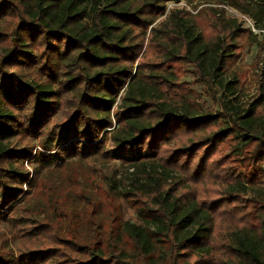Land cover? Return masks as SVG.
<instances>
[{
  "label": "trees",
  "instance_id": "16d2710c",
  "mask_svg": "<svg viewBox=\"0 0 264 264\" xmlns=\"http://www.w3.org/2000/svg\"><path fill=\"white\" fill-rule=\"evenodd\" d=\"M168 1L0 0V21L7 16L17 20L0 57V220L12 221L23 199L42 187L38 169L27 170L25 163L34 158L50 163L59 151L67 158L109 157V143L133 148L154 128L141 112L149 102L163 115L161 126L169 116L176 122L217 126L186 147L165 148L159 156L146 152L126 157L134 169L128 188L118 192L106 183L95 197L78 199L79 220L96 224V229L93 238L80 239L57 227L59 236H65L61 239L85 256L72 264H264V188L251 176L232 174L222 159L210 166L206 162L229 136L237 151L253 143L264 148V61L257 95L241 105L238 78L225 74L240 43L256 35L238 17L227 18L224 9L233 7L264 30V0H206L205 7L216 15L213 24L223 32L209 37L197 23L198 12L166 9ZM175 63L191 65L196 79L214 90L217 110L202 108L197 92L168 97L177 81ZM56 116L59 121L49 126ZM200 143L204 149L198 156ZM217 169L230 180L222 203L245 195L253 206L246 222L232 215L236 222L224 232L228 261L210 263L205 257L216 246L221 204H207L180 189L187 178L218 175ZM127 202L135 209L133 220L124 219ZM54 204L56 212L62 210ZM106 208L112 216L104 214ZM43 221L29 231L42 227L45 232L58 224ZM58 256L66 254L51 247L17 255L8 251L0 254V264H50Z\"/></svg>",
  "mask_w": 264,
  "mask_h": 264
},
{
  "label": "rangeland",
  "instance_id": "374dc122",
  "mask_svg": "<svg viewBox=\"0 0 264 264\" xmlns=\"http://www.w3.org/2000/svg\"><path fill=\"white\" fill-rule=\"evenodd\" d=\"M205 1L195 0L189 3L186 0H170L166 3V9L184 8L191 14L198 12L196 15L197 23L207 37L219 32L222 35L223 32L219 27L213 24L216 15L205 7L209 6ZM224 9L227 18L238 17L243 20L238 15L239 12L233 7L226 6ZM16 22V18L10 16L0 21V32L4 34V37L0 40V57L4 53V46L9 44V34L15 27ZM241 22L244 27L248 28L244 20ZM250 32L256 35V39L240 43L241 46L237 50L238 54L228 63L225 74L227 77H231L234 74L238 78L240 87L239 101L241 105H246L248 101H251L257 95L259 65L264 61V34H256L251 30ZM151 53L152 51L149 50V55ZM171 64H174V62ZM174 66L178 72V76L176 83L169 88V98H172L174 94L186 93L191 95L197 92L200 94L199 103L202 108L211 111L219 108L216 100L213 99L215 96L212 94L214 90L206 83L196 79L191 65L175 63ZM213 87L215 88L216 86ZM215 89L217 90V87ZM179 96L176 98H180ZM141 112L145 117L151 119L154 128L151 131L143 133L142 142L133 148L119 147L109 143L107 146L109 157L99 155L86 159L67 158L59 151L58 156L53 158L50 163H44L35 158L31 160V163H25L24 167L27 170L38 169V180L41 182L42 187H39L38 190L34 189L31 196L23 199L19 208L15 211L12 221L7 223L0 220V254L4 252L8 253L9 251L17 255L24 250L51 247L55 248L59 253L66 254V257H53L50 260V264H72L75 260H82L85 256L78 253L77 248L68 246L66 241L61 239V237L64 238L65 236L60 234V237L57 232V227L59 229L60 226L62 230L73 231L76 237L80 239L89 238L90 236V239L94 237L93 230L96 229V224L88 223V226H86V223L83 224L79 220L81 211H78V209L81 207V202H78V199L83 198L86 194L95 197L96 190L103 189V185L106 183H109L118 192L128 188L134 169L130 165L131 161L125 159L126 157L142 155L146 152H155L159 156L165 148L172 150L178 147H186L191 142L198 141L204 133L217 128L216 125H211V123L204 124L193 121L176 122V118L173 116H169L168 123L161 126L158 122L162 120L163 115L152 102L144 105ZM118 117L121 119L123 115L119 112ZM58 121L59 116L54 117L50 121L49 126ZM38 140L31 141H35L38 144ZM31 141H28L27 144L32 143ZM166 143L168 144L166 145ZM201 144L203 143H200L197 147L199 150L198 156L204 149V145ZM36 149H39L38 145L35 146L34 150ZM259 150L261 151L259 152ZM198 156L194 157L195 160H197ZM217 159H222L223 167L231 171L232 174L238 173L242 178L251 176V178H254L257 186L264 188V148L255 146L253 143L242 147L241 151H237L236 140L229 136L224 141L219 142L212 153L208 154L206 162L210 166ZM253 168H256V170L254 171ZM221 170L217 171L218 175L204 176L197 180L187 178V180L182 181L180 189L182 193L195 196L200 201L205 200L207 204L215 200V202L219 201L221 204L219 206L221 213L216 216L215 220L214 242L216 246L214 245L211 254L205 257L206 262L209 261L210 263L218 262L221 259L228 261L229 255L224 243V232L229 230L236 222L233 221L232 215L236 214L237 217L242 216L241 220L246 222L244 216H246V212L250 209V206H253L249 203L248 196L245 195L237 196L238 201H234V197H230L227 202L222 203L224 200L223 196H225L226 184L230 180H226ZM181 173L184 174L182 171ZM25 187L23 185V189ZM55 202L59 206V209L62 210L56 212L54 208ZM70 204L71 207L67 209ZM123 204L124 219L130 218V220H133L135 218V213L133 212L135 209L127 207L128 202ZM130 205L135 204L132 203ZM226 212H229L228 215ZM59 214L61 216H58ZM104 214L113 215L111 211H107V208ZM46 218L54 220L58 224H55L56 226L54 224L47 226L49 229L45 232L42 227L38 232L36 230L29 231L35 225L42 226L45 223L43 220ZM61 218H65L64 226L60 222ZM99 218L102 217L98 216L96 219L99 220ZM68 220H70L69 224ZM32 232L38 234L34 235ZM220 244H222V248L219 247ZM126 248L133 250L131 244H128Z\"/></svg>",
  "mask_w": 264,
  "mask_h": 264
},
{
  "label": "built area",
  "instance_id": "2783aa9c",
  "mask_svg": "<svg viewBox=\"0 0 264 264\" xmlns=\"http://www.w3.org/2000/svg\"><path fill=\"white\" fill-rule=\"evenodd\" d=\"M238 15L242 17V19L244 20V22L247 24V27H248L251 31H253V32H255V33L262 32V33L264 34V30H259V29H257V28L255 27L254 20H253L251 17H249V16H247V15L240 14V13H238Z\"/></svg>",
  "mask_w": 264,
  "mask_h": 264
}]
</instances>
